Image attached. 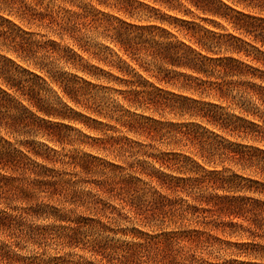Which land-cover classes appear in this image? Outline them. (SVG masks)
Returning a JSON list of instances; mask_svg holds the SVG:
<instances>
[{"label": "rangeland", "instance_id": "obj_1", "mask_svg": "<svg viewBox=\"0 0 264 264\" xmlns=\"http://www.w3.org/2000/svg\"><path fill=\"white\" fill-rule=\"evenodd\" d=\"M49 1L40 2L36 12L49 8L55 14H71L81 6L101 18L137 27L159 25L165 32H143L131 40L134 34L118 37L99 27L81 30L74 39L60 34L56 26L47 27V22L0 11L27 33L23 39L28 40L17 52L0 48V56L18 67L25 90L16 95L23 105H31L37 122L34 134L16 141L30 143V162L36 171L46 168L44 181L56 184L44 186L29 199L0 195V216L15 219L12 230L1 227L0 264H264V219L254 232L243 231L248 215L214 216L206 227L194 222L189 209L201 196L264 202L263 191L246 182L264 183V174L229 160L217 149L223 142L264 150V140L231 132L206 111L232 121H262L244 112L236 91H225L227 97L221 99L207 89L216 81L214 76L164 63L163 47L196 46L163 12L148 14V19L143 10L133 17L119 11L111 5L114 0H108L110 5L96 0ZM198 26L231 33L226 23ZM240 38L254 47L249 56L231 54L224 47L203 55L245 62L258 70L252 83L264 87V47L250 37ZM70 54L81 61L74 62ZM188 78L207 84L199 88ZM0 137L15 146V140ZM204 170L245 181L237 188L219 182L183 186V181L201 178ZM0 175L11 172L0 170ZM162 177L182 183L169 188ZM124 180L135 197H142L139 201L120 193ZM162 198L173 206L154 210L151 202ZM244 243L255 244V250L245 251L240 246ZM128 247L135 252L125 259Z\"/></svg>", "mask_w": 264, "mask_h": 264}, {"label": "trees", "instance_id": "obj_2", "mask_svg": "<svg viewBox=\"0 0 264 264\" xmlns=\"http://www.w3.org/2000/svg\"><path fill=\"white\" fill-rule=\"evenodd\" d=\"M44 0H0V11L9 14L18 15L21 19L28 21L38 19L41 22H47V27L56 26L60 34H68L69 37L77 39L81 30L90 31L92 28H103L105 32L113 31L116 36L122 37L134 34L131 40L139 39L143 32L152 33L161 29L159 25L151 26H132L120 22L116 18L105 19L99 16L100 13H94L87 7H78V11L69 14L68 11H57L53 13L47 8L44 13L36 12L37 6ZM50 0L49 2H53ZM101 5H110L108 0H96ZM119 11L133 17L140 13L139 10L148 14H158L163 12L168 18L178 22L186 35L194 39L196 49L186 46L184 43L179 45H170L163 47L161 51L162 60L165 64L189 69L197 75L214 76L216 81L207 86L210 91H215L219 98L227 97L225 91H236L240 98L242 109L248 115L259 118L262 125L254 122L242 120L235 117V121L224 118L212 109L206 112L211 114L215 123L221 127L254 138L264 140V87L256 86L252 79L257 76V69L234 58H214L203 55V52L211 53L213 48L225 49L231 54L250 55L249 48H254L249 43L243 41L240 37H250L255 43H260L264 47V0H114L111 4ZM63 14L60 16V14ZM55 14V15H54ZM151 16H148V19ZM156 19V18H155ZM117 20L118 25H114ZM163 24L162 18L154 20ZM198 22L207 23H226L229 25L231 33L224 29V33H216L203 30L198 26ZM96 25V26H95ZM14 32L16 34H14ZM27 33L18 27L14 22L6 17L0 16V48L6 51L17 52L19 48L23 49L28 44L27 39L23 37ZM20 38V40H18ZM130 40V41H131ZM129 41V42H130ZM130 44V43H129ZM199 50V51H198ZM70 53V51H68ZM178 55V57H177ZM70 59L74 62L81 61L78 55L70 54ZM14 61L0 56V134L13 140L27 138L35 133L37 125L36 120L29 111V106H25L20 101V96L25 90L23 81L19 77L20 71L17 69ZM236 78V79H233ZM261 78V77H260ZM244 79V80H242ZM189 82L197 81L191 78L186 79ZM206 81H197L196 86L205 87ZM194 85V87H196ZM30 91V89H29ZM32 92V91H30ZM192 102L196 103L195 100ZM42 112V110H39ZM46 113V112H45ZM211 121H209L210 123ZM13 145L4 137H0V170L11 172V176L0 175V195H8L12 198H32L35 193L44 186L54 187L55 183L44 181L47 176V169L41 167L36 171V166L30 162L27 153H30V143L27 141H16ZM217 148L222 150V155L231 161H237L240 164L259 169L260 174H264V150L247 147L234 146L220 142ZM201 178H196L188 183L183 181V186L195 188L200 184L213 185L219 182L221 185L228 184L229 187L237 188L245 179L237 175L225 177L220 171L204 170ZM16 175V176H13ZM33 178L30 180V177ZM162 184L169 188L179 186L182 181L166 179L162 177ZM237 180H240L236 183ZM249 187L256 186L264 194V183L248 180ZM120 193H127L132 198L131 201H139L142 197H135L132 190L128 187V181L124 180L119 187ZM196 198L197 205L189 206L192 211L194 222L207 227L208 218L214 216L238 217L245 216L248 222L247 229L243 231L254 232L258 230L259 222L264 219V202L253 201L252 199L227 198L213 196L209 198ZM170 200L165 198L155 199L151 202L154 210H162L167 206H173ZM204 204L205 207L202 205ZM200 205V206H198ZM202 206V207H201ZM28 214L26 210L22 211ZM15 219L0 216V230H12ZM210 223V222H209ZM221 225L227 224L220 222ZM233 226L232 221L229 223ZM197 232V231H195ZM198 233V232H197ZM170 238H176L171 235ZM245 251L255 250V244L244 243L240 245ZM135 249L128 247L125 250V259L133 256ZM241 264H244L241 262Z\"/></svg>", "mask_w": 264, "mask_h": 264}]
</instances>
